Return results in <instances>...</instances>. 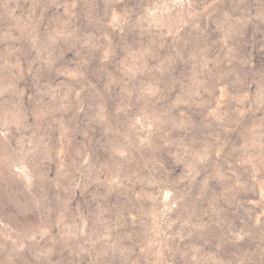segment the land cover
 I'll return each instance as SVG.
<instances>
[{
    "label": "rangeland",
    "instance_id": "rangeland-1",
    "mask_svg": "<svg viewBox=\"0 0 264 264\" xmlns=\"http://www.w3.org/2000/svg\"><path fill=\"white\" fill-rule=\"evenodd\" d=\"M0 264H264V0H0Z\"/></svg>",
    "mask_w": 264,
    "mask_h": 264
}]
</instances>
